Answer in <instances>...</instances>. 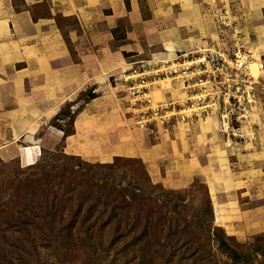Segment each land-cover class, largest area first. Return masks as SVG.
<instances>
[{
    "label": "crops",
    "instance_id": "obj_1",
    "mask_svg": "<svg viewBox=\"0 0 264 264\" xmlns=\"http://www.w3.org/2000/svg\"><path fill=\"white\" fill-rule=\"evenodd\" d=\"M229 1L240 9L230 17L244 25L251 62L258 59L263 65L254 79L255 136L227 144L213 114L200 111L188 115L199 125L188 135L140 126L145 114L131 105L126 90L141 76L140 90L149 99L145 108L158 105L170 114L164 123L151 122L161 128L180 122L178 129H185L187 121L179 112L189 106L187 94L175 81L163 86L170 76L156 69L160 62L195 60L201 48L219 41L217 28H207L210 17H217L215 10L207 11L210 0H0V158L24 164L35 160L32 144L62 138V131L50 124L58 108L67 101L73 108L81 103L73 132L63 139L65 152L89 156L98 147L106 159L136 155L153 181L173 187L201 175L214 216L230 234L264 232V0L221 4ZM154 90L160 98L152 102ZM87 91L95 95L79 100ZM118 93L134 124L151 133L133 138L128 147L124 133L114 141L107 136L122 111Z\"/></svg>",
    "mask_w": 264,
    "mask_h": 264
},
{
    "label": "rangeland",
    "instance_id": "obj_2",
    "mask_svg": "<svg viewBox=\"0 0 264 264\" xmlns=\"http://www.w3.org/2000/svg\"><path fill=\"white\" fill-rule=\"evenodd\" d=\"M221 2L223 0H210L207 4V11L215 10L217 15L215 21L210 17L207 28H217L219 41L213 46H222L230 56L234 28L245 29L236 16L230 17L240 11L239 7L231 1ZM262 11L264 14V8ZM193 60L190 63L180 59L183 65H179L181 68L177 71H194L202 66ZM256 72L257 69L250 68L254 77ZM170 73H167L170 78L161 84H168L170 80L180 83L187 94L186 103L196 101L198 75L172 78ZM259 87L257 84V94ZM84 94L79 100L86 99ZM151 94L152 102L160 98L159 91ZM117 97L122 111H118L120 118L115 114L119 121L110 126L107 136L114 141L118 134L124 133V145L128 147L133 138L151 133L134 124L132 113L123 108L124 98L120 93ZM3 104L7 106L11 102ZM72 105L67 101L60 108L62 112L75 115L81 103L77 108ZM197 111L200 110L189 113ZM190 116L182 117L187 121L185 129H178L180 122L171 121L162 128L150 121L149 129L167 132L169 136L176 132L188 135L199 128L198 119ZM60 117L57 124L61 129H68L71 126L68 116L61 114ZM214 120L217 128L215 116ZM256 126L254 114L247 128L249 135L245 132L230 140L233 143L253 138ZM37 133L42 136L43 130ZM222 138L227 142L225 136ZM32 146L39 147V154L30 164L21 163L17 158H0V264H264V232L247 237L230 234L214 216L203 176L194 175L185 185L173 187L165 181H153L145 162L136 155L114 154L106 159L98 147L89 156L67 153L63 140H42L40 145ZM69 155L73 157L67 159ZM115 156L124 160L105 169L103 163H110ZM106 172L109 174L105 175ZM160 172L164 175L162 168ZM144 176L153 184V192L139 191L135 185L136 177ZM59 214L62 224L58 222ZM50 217L55 221L49 225ZM210 221L228 237L225 244L219 245L212 229H201ZM95 226L99 229L100 241L85 238V233L94 232ZM130 226L134 227L132 233L136 238L124 234L110 238L109 232L114 227L121 233L124 227ZM140 230H145L146 234L138 235ZM185 242L188 243L183 245ZM188 245L193 253H189ZM174 246L176 249L171 253L170 248Z\"/></svg>",
    "mask_w": 264,
    "mask_h": 264
},
{
    "label": "built area",
    "instance_id": "obj_3",
    "mask_svg": "<svg viewBox=\"0 0 264 264\" xmlns=\"http://www.w3.org/2000/svg\"><path fill=\"white\" fill-rule=\"evenodd\" d=\"M233 44L231 55L229 56L222 49V46L207 47L202 49L199 57L194 61L202 64L197 66L194 71H177L183 63L175 61L161 64L156 73H173L175 77H190L198 75L195 83L196 101L187 106L185 111L179 112L182 117H187L189 111L200 110L205 114H213L216 117L217 130L227 138V144H230L231 137H241L243 133L249 135L251 119L255 114V77L250 73L249 65L251 63V52L245 46L246 32L243 29L234 28L232 32ZM176 60V59H175ZM174 61V60H173ZM191 63V61H189ZM193 62V61H192ZM256 69L262 68V62L255 59ZM181 63V64H180ZM188 68V66L186 67ZM204 73L203 77L199 74ZM129 85L126 90L129 102L133 107H140L141 116L138 124L149 128V122L159 121L164 123L170 116L167 111H161L162 106H146L149 103L148 96L144 88L143 78L141 76ZM176 78V79H177ZM229 140V141H228ZM33 152L39 154V147L32 146Z\"/></svg>",
    "mask_w": 264,
    "mask_h": 264
},
{
    "label": "trees",
    "instance_id": "obj_4",
    "mask_svg": "<svg viewBox=\"0 0 264 264\" xmlns=\"http://www.w3.org/2000/svg\"><path fill=\"white\" fill-rule=\"evenodd\" d=\"M95 94L93 93V92H89V91H87L86 93H85V97H86V99H88V98H91V97H93ZM61 114H65V115H67L68 116V121H69V124L71 125L68 129H61V127H60V125H58L57 124V122L56 121H60L62 118L60 117L61 116ZM74 114H68V112H62V109L59 107L58 108V110L56 111V113L51 117V119L53 118V120L52 121H50V124L51 125H53V126H55L56 128H58V129H60L61 131H62V138H61V140H63L64 139V137L67 135V134H70V133H72L73 132V126H72V122H73V119H74ZM50 119V120H51ZM64 157H65V155H63ZM67 157V159H71L73 156L72 155H69V156H66ZM124 159H122V158H120V157H114L113 158V161H111L110 163H103V167L105 168V169H110L112 166H114V164H116L117 162H119V161H123ZM127 160H131V159H127ZM87 165V164H86ZM89 167H90V165H88ZM105 175H108L109 174V172H106V173H104ZM137 178V180H136V182H137V184H135V185H137V188L139 189V191H142V190H145V191H147V192H153V184H151L149 181H148V179L144 176V178H142L141 179V177H136ZM52 217V216H51ZM49 218L48 220H47V222L49 223V225L52 223V222H54L55 220L54 219H52V218ZM58 222H59V224H62V222H61V214H59V219H58ZM48 225V226H49ZM103 226L104 225H102V228H103ZM96 227V226H95ZM134 229V227L133 226H130V227H128V228H123L122 229V231H121V233H119L118 232V229L117 228H113L110 232H109V234H110V238L111 239H113L117 234H119V236H121V235H127V236H129L130 235V237H133V238H136V234L135 233H132V231H134L133 230ZM201 229H204V231H210L211 229L213 230V234H214V236H215V238L218 240V243H219V245H223V244H225L226 243V240L228 239V237L227 236H225V234H223V232L221 233V228L219 227V226H213L212 224H211V221L210 222H208V224L206 225V227H203V228H201ZM97 230H99L98 229V227H96L95 228V231L94 232H92V233H85L86 234V236L87 237H85V238H87V239H89V240H91V239H98L99 241L101 240L100 239V234H98L97 233ZM132 233V234H131ZM146 234V232H145V230H140L139 232H138V235H145ZM186 243H188V242H185V244H183V245H186ZM187 248H188V250L190 251L189 253H193V250H190V246L188 245L187 246ZM174 249H176V247L174 246L173 248H170V250H171V253L173 252V250ZM195 252V251H194ZM233 254H234V256L235 257H239V255L237 254V253H235V252H233Z\"/></svg>",
    "mask_w": 264,
    "mask_h": 264
},
{
    "label": "bare ground",
    "instance_id": "obj_5",
    "mask_svg": "<svg viewBox=\"0 0 264 264\" xmlns=\"http://www.w3.org/2000/svg\"><path fill=\"white\" fill-rule=\"evenodd\" d=\"M253 54H254V53H253ZM249 66H250V68L252 69V71H254V70L256 69V64H255V62H251ZM154 91H157V90H154ZM154 91H153V92H154ZM153 92H152V93H153ZM23 148L26 149L27 147H23ZM31 160L34 162L33 159H30V160L28 161V163H26V164H30V163H32Z\"/></svg>",
    "mask_w": 264,
    "mask_h": 264
}]
</instances>
